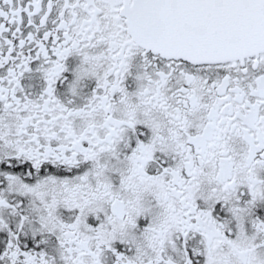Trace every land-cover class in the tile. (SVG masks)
Returning a JSON list of instances; mask_svg holds the SVG:
<instances>
[{
  "label": "snow or ice",
  "instance_id": "obj_1",
  "mask_svg": "<svg viewBox=\"0 0 264 264\" xmlns=\"http://www.w3.org/2000/svg\"><path fill=\"white\" fill-rule=\"evenodd\" d=\"M0 264H264V0H0Z\"/></svg>",
  "mask_w": 264,
  "mask_h": 264
}]
</instances>
